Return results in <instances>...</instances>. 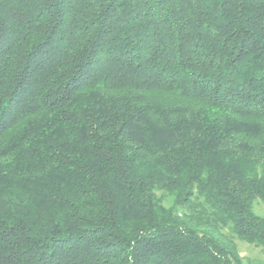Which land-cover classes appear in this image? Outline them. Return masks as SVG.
Instances as JSON below:
<instances>
[{
    "label": "trees",
    "instance_id": "obj_1",
    "mask_svg": "<svg viewBox=\"0 0 264 264\" xmlns=\"http://www.w3.org/2000/svg\"><path fill=\"white\" fill-rule=\"evenodd\" d=\"M264 0H0V264L264 253Z\"/></svg>",
    "mask_w": 264,
    "mask_h": 264
},
{
    "label": "rangeland",
    "instance_id": "obj_2",
    "mask_svg": "<svg viewBox=\"0 0 264 264\" xmlns=\"http://www.w3.org/2000/svg\"><path fill=\"white\" fill-rule=\"evenodd\" d=\"M255 214L264 217V205L256 200L253 204ZM238 253L244 259V264H264V253L260 248L236 240Z\"/></svg>",
    "mask_w": 264,
    "mask_h": 264
}]
</instances>
